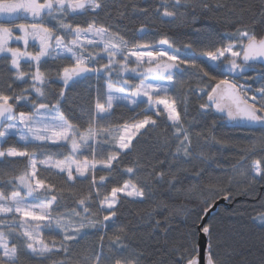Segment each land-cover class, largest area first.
Here are the masks:
<instances>
[{
	"label": "snow or ice",
	"instance_id": "1",
	"mask_svg": "<svg viewBox=\"0 0 264 264\" xmlns=\"http://www.w3.org/2000/svg\"><path fill=\"white\" fill-rule=\"evenodd\" d=\"M114 4L115 0H0V65H6L3 74L7 77L6 87L0 89V164L14 163L7 158L28 161L22 174L6 182L11 186L10 194L0 190V264H33L34 260L61 254L59 264H64L65 259H71L74 244L78 245L88 234L85 229L100 232L99 215H103L105 222L113 221L121 196L138 202L150 198L146 184L132 179L140 175L141 167L149 180L159 184L165 176L176 175L180 169L175 167L174 171V166L193 160L203 164L207 160L202 150L196 154L191 130L184 127L177 110L175 88L185 75L201 82L204 77L215 81L193 92L201 99L207 97L200 105L201 116L215 110L229 122L242 123L253 131L259 129V135L241 150V161L257 154L259 158L253 160L250 168L241 163L234 167V172L244 179L245 187L264 182V83L255 86L241 82V77L254 80L248 72L257 66L264 69V35L255 31L257 19L252 20L251 30L238 28L222 37L228 40L227 46L221 45L214 51L192 41L180 48L168 38L160 39L158 44L147 40L150 32L144 26L134 33V40H129L118 30V24L98 23L100 15ZM222 8H228V4L161 0L160 7L151 15L161 24H184L189 17L195 21L198 12L205 14ZM137 12L150 15L148 9L133 3L131 15L121 11L119 16L134 19L138 18ZM255 15L264 23V0ZM195 31L200 33L201 29ZM20 43L23 48L18 46ZM57 61L62 62L61 66L53 68ZM137 78L139 83H135ZM260 79L264 80V72ZM53 81L62 84L58 94L50 91ZM85 81L89 102L78 105L79 113L69 114L64 108L69 99L67 90ZM18 88L21 90L17 94ZM93 95L94 105L90 102ZM116 108L133 112L140 109L143 119L133 117L123 126L114 124ZM153 113L155 117L166 116V126L175 130L173 139L179 141L175 152L169 153L171 163L168 158L160 160V165H167L165 169L157 168L155 160L148 164L138 160L136 167L125 169L129 179L107 192L109 177L121 163V157L135 148L133 140L144 135L142 129L159 126ZM12 137L22 142L23 150L15 146L4 148ZM229 141L227 137L215 139L221 145ZM39 166L54 170L52 174L61 179L66 176L64 183L70 191L77 183H88L87 195L75 200L79 209L68 208L63 189L37 178ZM170 188L175 189L176 185L170 184ZM220 192L225 200L231 198L230 189L223 188L209 195ZM213 203L204 200L205 215ZM61 207L66 211L61 213ZM156 208L148 219H154L153 235L162 232L157 239L167 245L170 221L161 211L167 209V204L161 202ZM261 220L264 222V216ZM200 231L209 237L203 249L206 264H217L212 254L210 226L204 225ZM45 232L53 237L51 245L42 236ZM56 235H62L59 243ZM197 237L198 233H189L175 240L169 253L175 258L170 259V264H200ZM126 238L123 226L109 237L107 245L104 234H100L98 249L88 250L89 254L76 264H141L144 251L129 250ZM193 243L195 247H190ZM105 247L110 255H105Z\"/></svg>",
	"mask_w": 264,
	"mask_h": 264
},
{
	"label": "trees",
	"instance_id": "2",
	"mask_svg": "<svg viewBox=\"0 0 264 264\" xmlns=\"http://www.w3.org/2000/svg\"><path fill=\"white\" fill-rule=\"evenodd\" d=\"M133 3L148 9L150 15L144 16L137 12L138 18L121 19L119 12L125 11L131 15ZM160 3L161 0H115L114 6L107 13L100 15L98 23L118 24L120 26L118 30L129 40H134V33L144 26L150 32V36L146 39L156 44L160 39L168 38L174 41L175 47L183 48L184 43L192 41L202 48H211L213 51L221 45L227 46L228 40L221 39L227 34L243 27L251 30L254 18L258 21L254 26L255 31L258 35H264V23L259 22L258 16L255 15L261 7L262 0H209L213 6L217 3H226L228 8L205 14L198 12L195 21L189 17L186 23L173 25L161 24L157 18L151 15L160 7ZM123 5H128V7L124 8ZM160 11L162 12L163 8H160ZM196 28L201 29V32L197 33ZM182 58L190 57L182 56ZM204 59L206 60V58ZM61 63L57 61L53 68L60 67ZM5 67L6 65H0V89L6 87L4 81L7 77L3 74ZM261 72H264V69L257 66L248 72V75H253L255 79L245 80L241 77V82L259 86L260 83H264V80L260 79ZM52 75L55 76L54 71ZM182 80L183 82L177 83L174 93L178 101L177 110L181 113L184 127L191 130L190 134L196 154L199 155L202 150L207 155V160L203 164L199 160H193L191 163L174 166V171L175 167L180 169L176 175L165 176L164 181L159 184L149 180L146 170L141 167L140 175L133 176L132 179L134 182L146 184L150 198L138 202L121 196L115 209L114 223L113 221L105 222L103 215H99L100 232L97 233L95 228H87L84 231L88 234L80 240L78 245L69 242L73 243L74 247L71 249V259H65L64 264H76L77 260L89 254L88 250L98 249L100 234H104V243L107 245L110 242L109 237L117 234L121 226L126 230V244L129 250L144 251V259L141 264H161V262L170 264V259L175 258L169 255L172 243L186 237L189 233H199L198 227L205 216L204 200L208 199L209 203H215L224 199L223 192L216 196L209 195L222 188L230 189L231 198L219 205L205 223L211 228L212 254L215 256L217 264H264V222L261 220V217L264 216V182L245 187L244 179L234 172V167L241 163L244 168H250L253 160L259 158V154H257L241 161V150L255 136L259 135V129L253 131L237 123H230L226 116L216 113L215 110L206 116H201L200 105L206 102L207 97L204 96L201 99L193 92L206 84H214L215 81L204 77L201 82L195 77L187 75L183 76ZM87 83L85 81L72 85L67 90L69 99L64 104V108L69 114L72 111L79 113L78 105L89 102L85 91ZM92 83L95 81L93 80ZM135 83H139L138 78ZM61 86L59 81H53V89L50 91H53V94H58ZM20 90L19 88L16 90L17 94ZM94 100L95 96L93 95L90 101L93 105ZM185 107L187 108L186 115ZM114 112L113 123H118L120 126H123L126 121H132L133 117L143 119L140 109L133 112L129 108H116ZM152 115L159 121V126L142 129L144 135L133 140L135 148L130 154L121 157V163L109 177L110 183L107 185V192H110L111 188L117 184L122 186L125 180L129 179V174L125 169L130 166L136 167L138 160L143 164L155 160L157 168L165 169H167V165H160L159 161L168 158L171 163L169 153L175 152L176 144L179 143L173 139L175 130L166 126V116L155 117L154 113ZM85 126L87 125L85 124ZM221 137L230 138L229 143L227 145L217 144L215 139ZM10 146L23 150L22 142L18 141L16 137H12L8 143L4 144L5 149ZM7 159L14 163L0 164V190L10 194L11 186L6 182L14 176L22 174L27 168L28 161L27 158L19 157ZM53 171L39 166L37 178L54 184L57 189H63L62 195L68 198L66 201L68 208L77 207L79 209L75 200L87 195L88 183H77L75 188L70 191L64 183L66 176L61 179L59 176L53 175ZM170 184H175L176 188L171 189ZM57 195H61V193L58 192ZM161 202L167 204V209L161 210L163 217L170 221L167 245L162 239L159 241L157 239L162 235V232L153 235L151 224L154 223V219L152 221L148 219L150 213L155 214L156 206ZM97 207L98 204L93 206V212ZM59 211L63 213L66 209L61 207ZM104 224L109 226L103 227ZM42 236L48 244L53 243L51 234L45 232L42 233ZM55 239L59 243L62 235H56ZM190 247H195V243ZM104 251L105 255H110L107 247ZM62 258L63 254L53 255L42 260H34L33 264H59Z\"/></svg>",
	"mask_w": 264,
	"mask_h": 264
},
{
	"label": "water",
	"instance_id": "3",
	"mask_svg": "<svg viewBox=\"0 0 264 264\" xmlns=\"http://www.w3.org/2000/svg\"><path fill=\"white\" fill-rule=\"evenodd\" d=\"M238 125L246 127L242 123L241 124H238ZM225 201H226L225 199H221V200L216 201L213 204V207L209 210L208 214L204 216V218L202 220V223L198 227L199 233H198V237H197V243L199 244L200 249H201V252H200V264H206V261H205V253H204L203 249L206 247V244L208 243V237L205 236L204 233L202 231H200V229L208 221V218H209L210 214L212 212H214L216 210V208L219 205L223 204Z\"/></svg>",
	"mask_w": 264,
	"mask_h": 264
},
{
	"label": "rangeland",
	"instance_id": "4",
	"mask_svg": "<svg viewBox=\"0 0 264 264\" xmlns=\"http://www.w3.org/2000/svg\"><path fill=\"white\" fill-rule=\"evenodd\" d=\"M13 43H15V42H13ZM18 46H20L21 48H23V44L22 43H20ZM105 60H106V58H105ZM161 110H162V106H161Z\"/></svg>",
	"mask_w": 264,
	"mask_h": 264
},
{
	"label": "flooded vegetation",
	"instance_id": "5",
	"mask_svg": "<svg viewBox=\"0 0 264 264\" xmlns=\"http://www.w3.org/2000/svg\"><path fill=\"white\" fill-rule=\"evenodd\" d=\"M231 123V122H230Z\"/></svg>",
	"mask_w": 264,
	"mask_h": 264
}]
</instances>
